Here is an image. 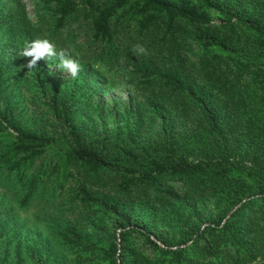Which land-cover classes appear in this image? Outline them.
<instances>
[{
    "label": "trees",
    "instance_id": "trees-1",
    "mask_svg": "<svg viewBox=\"0 0 264 264\" xmlns=\"http://www.w3.org/2000/svg\"><path fill=\"white\" fill-rule=\"evenodd\" d=\"M46 4L52 33L88 22L97 59L86 66L131 65L122 75L140 101L127 111L134 129L99 132L76 119L77 81L40 103L39 61L17 98L2 54L35 33L19 3L0 15V264H264V0ZM35 100L51 134L22 124ZM44 197L60 216L36 219L34 237L15 210Z\"/></svg>",
    "mask_w": 264,
    "mask_h": 264
},
{
    "label": "rangeland",
    "instance_id": "rangeland-1",
    "mask_svg": "<svg viewBox=\"0 0 264 264\" xmlns=\"http://www.w3.org/2000/svg\"><path fill=\"white\" fill-rule=\"evenodd\" d=\"M46 2L47 0H0V15L4 20L9 19V14L12 10H17L15 5L19 3L23 7L25 15L31 24L33 29L32 32L35 33L31 39H48L56 46L58 51H67L70 56L80 64V71L78 75L73 78L65 71L56 67L58 61L50 58L40 60V72H42L46 78L45 91L39 95L40 103H48L46 95L55 87L66 91L73 82L77 81L79 84L78 86H81L80 91L82 90L79 95L83 94L81 97L82 108L83 105L86 107V110L81 108L76 113V119L80 124L85 122L89 125L96 124L94 127L99 132L100 130L125 131L127 128L134 129L126 120V116L128 109L132 111L134 102L140 101V99L139 97L133 99V95L127 92L125 79L122 75V73L125 74L128 70L130 71L131 65L129 69L125 68L123 72L121 68V70L116 69L114 72L108 70L110 65L109 61L103 62L100 72L98 70L99 66L94 68H92L91 65L86 66L90 64L91 61L94 62L97 59L96 56L93 57L91 51H87V49L94 50V48H89L90 32L88 29V22L84 21L82 16L78 15L64 28L52 33L50 26L52 19L47 10L51 5H47ZM213 21L217 22L215 15ZM0 36L1 42H6L10 37V35L7 36V33L2 34L1 31ZM25 45L26 43L22 44L17 42L16 46L15 42L12 43V45L6 47L2 54L3 59L1 58L3 63L11 66L13 73L7 75V78H10L7 86L9 89H15V95H18L17 98L22 96L27 98L29 96L27 92L29 85L26 84L25 81L34 79V76L36 77L33 68L29 69L27 67L31 57L26 58L20 55ZM97 52H99V50ZM66 94H69V91H67ZM23 100L25 101L24 98ZM42 111H46V108L43 104L40 105L39 102L35 100V105L28 107L27 112H25V118L22 120V124L26 128H31L34 125H30V123H37V129L40 128L42 131L46 130V133L51 134L52 131L58 129L57 123H55V120L50 115H45V117L47 116L46 119H42ZM89 116L92 118V121L88 120ZM10 132L11 130L9 129V133ZM98 134V132L94 133L95 136ZM107 134L109 135V133ZM140 134V141L146 139V132L143 131L140 132ZM57 145L61 148L60 144ZM7 194L8 201L12 200L17 195L12 192H7ZM46 200L47 197L39 200L36 199L31 202L28 208L20 209L17 207L15 210L18 220L27 221L30 225L34 226L33 231H36L34 237L38 232L44 231V225H41L36 219H44V215L46 214L60 216L59 210L53 206L50 208ZM54 202H57V200ZM130 207L131 206H126L124 209L131 210ZM65 213L67 214V218L75 220V216L71 215L70 212L66 211ZM144 219L147 220L146 216H144ZM58 220L60 219H56L55 223H57ZM157 227L159 232L164 231V227L161 224L157 225ZM110 228L112 231H116L112 225ZM152 238L156 241L154 236ZM157 243L161 245L159 241Z\"/></svg>",
    "mask_w": 264,
    "mask_h": 264
},
{
    "label": "clouds",
    "instance_id": "clouds-1",
    "mask_svg": "<svg viewBox=\"0 0 264 264\" xmlns=\"http://www.w3.org/2000/svg\"><path fill=\"white\" fill-rule=\"evenodd\" d=\"M134 51L136 55H142L146 53L147 50L144 46L137 44ZM20 55L26 58L31 57V60L27 64L29 69L35 68L38 61L50 58L58 61L56 67L65 71L73 78H75L80 71V64L77 60L73 59L65 50L58 51L56 46L48 39H37L27 43L21 50Z\"/></svg>",
    "mask_w": 264,
    "mask_h": 264
}]
</instances>
